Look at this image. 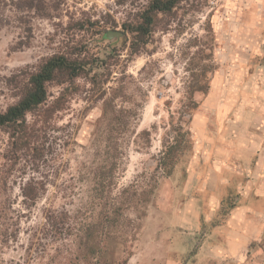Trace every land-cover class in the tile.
Segmentation results:
<instances>
[{
    "label": "rangeland",
    "instance_id": "rangeland-1",
    "mask_svg": "<svg viewBox=\"0 0 264 264\" xmlns=\"http://www.w3.org/2000/svg\"><path fill=\"white\" fill-rule=\"evenodd\" d=\"M143 1L118 7L114 0H66L70 12L85 11L92 20L108 13L118 25ZM57 23L34 21L30 45L20 50L14 49L15 33L0 31V110L17 101L12 78L22 68L70 44L71 36L56 29ZM104 41L102 60L108 49L117 51L106 59L110 75L104 86L116 96L114 114L103 116L100 92L79 79V91L30 148L12 152L8 134L0 132V264L78 262L83 230L96 220L104 198L116 206L123 202L114 239L107 240L114 245L107 259L128 255L126 264H264V203L254 195L257 190L250 196L251 204L261 201L257 237L247 244L243 260L217 257L221 241L212 238L211 230L243 203L242 187L232 181V189L218 191L207 176L220 143L224 150H235L229 133L233 115L260 105L261 94H253L264 92V0H186L158 22L148 44L133 57L128 36ZM245 43L254 51L238 66L234 53ZM210 89L236 98L223 125L218 102L207 99ZM47 90L53 101L60 87L51 84ZM191 101L197 108L183 112ZM177 141L186 144L167 175L158 162ZM243 178L242 186L252 181ZM24 189L33 200L23 196ZM125 189L129 192L121 196ZM228 232L237 237L240 231Z\"/></svg>",
    "mask_w": 264,
    "mask_h": 264
},
{
    "label": "trees",
    "instance_id": "trees-1",
    "mask_svg": "<svg viewBox=\"0 0 264 264\" xmlns=\"http://www.w3.org/2000/svg\"><path fill=\"white\" fill-rule=\"evenodd\" d=\"M184 1L186 0H145L134 6L128 18L118 25L108 13L98 20H92L85 11L70 12L66 0H0V31L16 34L14 49L20 50L30 45L33 23L36 20H57L56 29L60 28L66 36H71L69 45L44 56L35 65L22 68L12 78L17 85V101L5 110H0V132L8 134L12 152L30 148L34 140L39 139L54 114L63 111L70 97L79 91V79H84L91 86V91L100 92L104 105L103 116L109 111L114 114L113 103L116 96L114 93L110 96L104 86L110 75L106 59L113 56L111 52L117 51L115 47L109 50L110 45H107L109 54L105 51L106 59L102 60L100 40L107 43L111 38L118 37L116 34L128 36L127 50L129 57H133L148 44L158 22L170 16ZM114 3L123 7L132 5L133 0H114ZM118 27L122 31L119 32ZM92 49H96V52H92ZM51 84L60 87L59 95L53 101H49L47 90ZM196 108L197 103L191 101L184 106L183 112L192 114ZM28 116L35 120L29 122ZM111 117L109 119L114 123L118 121L116 116ZM144 133L149 137V132ZM182 145L183 142L180 144L177 141L165 148L158 162L159 170L170 175L174 167L172 160L181 151ZM127 192L129 189H125L121 196ZM22 194L34 199V195L29 196L25 189ZM122 210L123 202L117 206L110 204L108 198L99 202L96 220L83 230L78 262L64 264H126L128 255L122 259H107L108 254H113L114 251V245L107 240L114 239L113 230Z\"/></svg>",
    "mask_w": 264,
    "mask_h": 264
},
{
    "label": "crops",
    "instance_id": "crops-1",
    "mask_svg": "<svg viewBox=\"0 0 264 264\" xmlns=\"http://www.w3.org/2000/svg\"><path fill=\"white\" fill-rule=\"evenodd\" d=\"M248 6H250V4H248ZM246 15L247 12H245V17ZM249 46L245 43L240 47H236L240 48V50L234 53L238 54V59L240 58V61L236 59L237 63L235 62L238 66H241V62L248 61L250 56L247 55V53L249 50L253 53V44L250 49ZM217 91H215V89H210L207 99L209 101L210 98L211 102H218L217 112L220 117L219 124L223 125L225 119L224 113L229 110V105L233 104L236 98L233 94L224 97V95ZM258 94H261L258 99L260 100L259 107L254 109L248 108L247 110L243 109L241 112L239 111L238 114L233 115L234 120L231 124V127H233H230V131L226 130V132L229 131V133H233L235 150H232L234 147L231 150H224L223 144L220 143L223 138L218 139L217 142L220 143V146L215 150L216 156L213 160L214 162L210 165L211 173L207 175L208 179H212L215 190L222 191L225 189L226 191L232 189V181L238 182L242 187L240 195L243 199V203L232 210L224 225L211 230V235H213L212 238L215 236L218 243L221 241L218 244L220 246H216L217 257L230 259L232 261L243 260L246 254L247 244L257 237L259 231V227L254 224H261L260 219L257 221L255 217L256 212H260L259 208L261 201L256 199L257 204L250 203V196L255 190L257 191L254 195H256L257 198H263L262 203H264V92H255L253 96H257ZM224 126L223 132L225 129ZM213 130L216 131L215 128H213ZM209 136L206 137L208 138ZM204 138L205 135L203 139ZM227 143L226 141V147H228ZM231 153L232 155H230ZM224 154H228L227 157L231 156L229 162H227L228 159L223 157ZM243 176L252 179V181H248L247 184H243L242 186L240 182L244 180ZM252 186L254 187L252 188ZM236 189L238 190V188ZM262 224H264V222ZM229 229L238 230L240 232H238V236L236 237L228 232Z\"/></svg>",
    "mask_w": 264,
    "mask_h": 264
},
{
    "label": "water",
    "instance_id": "water-1",
    "mask_svg": "<svg viewBox=\"0 0 264 264\" xmlns=\"http://www.w3.org/2000/svg\"><path fill=\"white\" fill-rule=\"evenodd\" d=\"M120 34H116V36H119Z\"/></svg>",
    "mask_w": 264,
    "mask_h": 264
}]
</instances>
